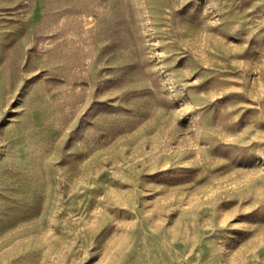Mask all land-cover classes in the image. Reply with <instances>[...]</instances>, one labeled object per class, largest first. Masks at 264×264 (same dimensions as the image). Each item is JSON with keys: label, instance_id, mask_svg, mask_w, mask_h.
<instances>
[{"label": "rangeland", "instance_id": "rangeland-1", "mask_svg": "<svg viewBox=\"0 0 264 264\" xmlns=\"http://www.w3.org/2000/svg\"><path fill=\"white\" fill-rule=\"evenodd\" d=\"M0 264H264V0H0Z\"/></svg>", "mask_w": 264, "mask_h": 264}]
</instances>
